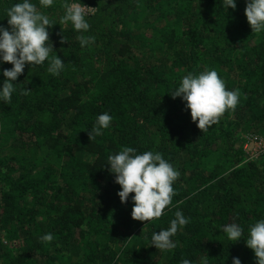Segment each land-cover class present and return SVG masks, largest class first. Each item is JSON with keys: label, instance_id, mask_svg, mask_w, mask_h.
<instances>
[{"label": "trees", "instance_id": "16d2710c", "mask_svg": "<svg viewBox=\"0 0 264 264\" xmlns=\"http://www.w3.org/2000/svg\"><path fill=\"white\" fill-rule=\"evenodd\" d=\"M15 2L0 0L9 30ZM32 2L54 24L49 40L65 67L53 76L47 62L26 65L11 103L0 102V264H256L244 239L264 219V153L247 160L241 134L264 137V32H252L246 0L235 10L223 0ZM74 2L96 9L87 33L60 23ZM82 34L94 42L81 48ZM213 69L239 99L202 132L170 92L186 74ZM104 112L111 125L90 141ZM124 147L159 152L179 171L171 204L151 222L131 218L134 194L124 204L117 196L107 161ZM176 211L189 220L176 247L151 246ZM229 223L244 229L240 240H228Z\"/></svg>", "mask_w": 264, "mask_h": 264}, {"label": "clouds", "instance_id": "9594fccd", "mask_svg": "<svg viewBox=\"0 0 264 264\" xmlns=\"http://www.w3.org/2000/svg\"><path fill=\"white\" fill-rule=\"evenodd\" d=\"M40 8H51L54 0H38ZM80 2L66 4L64 15L60 23H71L73 29L79 33H87L90 25L86 19L88 8ZM226 9L236 8L235 0H223ZM245 16L252 32H264V0H246ZM6 28L0 26V65L7 63L10 69L0 72L5 79L0 85V102L11 103L12 93L15 91V81L23 73L26 65L42 66L47 62V71L58 76L64 71L65 63L58 58L49 40V29L54 25L52 21L32 0H18L6 10ZM77 40L81 48L90 45L95 38L79 35ZM63 42V41H62ZM173 99L180 97L190 110V116L202 132L207 131L219 122L220 117L228 110H234L239 99L238 90H226L224 81L213 70H206L199 74L188 73L182 77L178 87L170 92ZM112 117L104 112L96 118L95 124L89 130V140H94L103 134V130L111 125ZM109 171L114 174V182L119 185L117 196L121 204L129 200L133 203L131 218L140 222H151L164 214V210L171 204L175 195L173 183L179 177L176 170L159 152L145 151L137 154L134 148L124 147L114 155L108 156ZM175 218L170 221L167 229L153 232L151 246L161 251H170L176 247L172 237L178 229L189 223L182 212L176 211ZM229 241L241 239L244 229L236 223H229L223 227ZM43 243L53 240L52 233H45L40 237ZM246 246L252 250L256 264H264V219L249 226ZM207 256L201 258V264H207ZM181 264H192L188 259H182ZM232 264H241L239 258L234 257Z\"/></svg>", "mask_w": 264, "mask_h": 264}, {"label": "built area", "instance_id": "2783aa9c", "mask_svg": "<svg viewBox=\"0 0 264 264\" xmlns=\"http://www.w3.org/2000/svg\"><path fill=\"white\" fill-rule=\"evenodd\" d=\"M83 7V5H81ZM87 7L89 15L91 16L95 14L96 9L93 7ZM243 149L247 155V160H255L257 157L261 154L264 153V137L260 135H255V134H250L247 135L244 138V143H243ZM0 238H1V232H0Z\"/></svg>", "mask_w": 264, "mask_h": 264}, {"label": "rangeland", "instance_id": "374dc122", "mask_svg": "<svg viewBox=\"0 0 264 264\" xmlns=\"http://www.w3.org/2000/svg\"><path fill=\"white\" fill-rule=\"evenodd\" d=\"M255 135H258V134H255ZM246 136H247V135H243V134H241L242 141H244L243 139H244Z\"/></svg>", "mask_w": 264, "mask_h": 264}]
</instances>
